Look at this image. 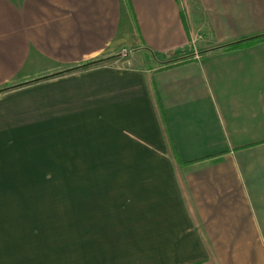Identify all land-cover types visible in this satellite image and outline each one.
<instances>
[{
    "label": "crops",
    "instance_id": "1",
    "mask_svg": "<svg viewBox=\"0 0 264 264\" xmlns=\"http://www.w3.org/2000/svg\"><path fill=\"white\" fill-rule=\"evenodd\" d=\"M262 36L264 0H0V264H264Z\"/></svg>",
    "mask_w": 264,
    "mask_h": 264
},
{
    "label": "rangeland",
    "instance_id": "2",
    "mask_svg": "<svg viewBox=\"0 0 264 264\" xmlns=\"http://www.w3.org/2000/svg\"><path fill=\"white\" fill-rule=\"evenodd\" d=\"M124 51H126L127 53L124 54ZM132 53L129 51V50H123L119 56L115 57V58H112L110 60H118V61H127L129 56L131 55ZM177 55H168L167 58H165L164 62H167L164 64V66H168V65H173L174 63H180V62H185V61H188L190 60L189 57H186V56H181L179 58H176ZM150 58V57H149ZM176 58V59H175ZM108 60V61H110ZM150 60H152V62H154V59L150 58ZM156 61H158L156 58H155ZM161 66V65H160ZM91 193H90V188H85V194H84V205H85V210H90L91 209V206H92V203H91ZM85 228H89V231L88 233H85L84 235V241L87 242V241H92L93 239V234L91 232V228H92V219L91 218H85ZM108 225V220L106 218H102L101 219V226L103 227H107Z\"/></svg>",
    "mask_w": 264,
    "mask_h": 264
},
{
    "label": "trees",
    "instance_id": "3",
    "mask_svg": "<svg viewBox=\"0 0 264 264\" xmlns=\"http://www.w3.org/2000/svg\"><path fill=\"white\" fill-rule=\"evenodd\" d=\"M261 41H264V36L259 37V38H255L254 40H251V41H249L247 43H237V44H234L230 48L231 49L244 48L246 46H251V45H254V44H256L258 42H261ZM102 62H104V61H99V62L87 64V65L84 66V68L85 69H88V68L94 67V66H96V65H98V64H100Z\"/></svg>",
    "mask_w": 264,
    "mask_h": 264
},
{
    "label": "built area",
    "instance_id": "4",
    "mask_svg": "<svg viewBox=\"0 0 264 264\" xmlns=\"http://www.w3.org/2000/svg\"><path fill=\"white\" fill-rule=\"evenodd\" d=\"M125 53H127V52H126V51H124V54H125ZM196 58H197V59H199V58H198V56H197Z\"/></svg>",
    "mask_w": 264,
    "mask_h": 264
}]
</instances>
